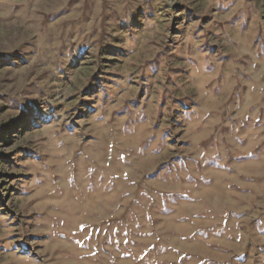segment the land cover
Here are the masks:
<instances>
[{
  "label": "rangeland",
  "instance_id": "rangeland-1",
  "mask_svg": "<svg viewBox=\"0 0 264 264\" xmlns=\"http://www.w3.org/2000/svg\"><path fill=\"white\" fill-rule=\"evenodd\" d=\"M0 264H264V0H0Z\"/></svg>",
  "mask_w": 264,
  "mask_h": 264
}]
</instances>
